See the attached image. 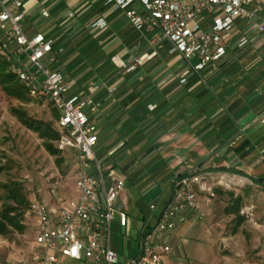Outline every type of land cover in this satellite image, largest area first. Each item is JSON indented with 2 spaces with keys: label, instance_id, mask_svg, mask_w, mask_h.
Instances as JSON below:
<instances>
[{
  "label": "crops",
  "instance_id": "obj_1",
  "mask_svg": "<svg viewBox=\"0 0 264 264\" xmlns=\"http://www.w3.org/2000/svg\"><path fill=\"white\" fill-rule=\"evenodd\" d=\"M19 11L27 35L44 34L59 50L56 68L69 95L98 105L89 121L97 137L94 155L107 184L123 182L114 209L127 219L121 227L115 214L117 237L111 238V222L102 244L119 264L137 254L144 235L172 248L163 264H223L213 234L191 215L167 233L156 224L172 200L171 180L189 172L230 174L251 183L261 178L264 186V33L258 30L264 0H253L251 15L237 18L222 37L226 54L217 66L200 72H193L194 60L188 64L169 54L167 43H150L156 32L137 31L106 0H21ZM205 17L204 32L212 24ZM100 20L104 25L94 26ZM241 37L249 40L242 49ZM151 52L154 59L128 70ZM204 244L219 255L217 262L207 260Z\"/></svg>",
  "mask_w": 264,
  "mask_h": 264
},
{
  "label": "built area",
  "instance_id": "obj_2",
  "mask_svg": "<svg viewBox=\"0 0 264 264\" xmlns=\"http://www.w3.org/2000/svg\"><path fill=\"white\" fill-rule=\"evenodd\" d=\"M252 3L253 0H106V5L123 12L137 31L156 32L150 43L165 42L169 54L182 56L188 64L194 60L193 72L217 66L226 54L220 44L222 37L232 30L237 18L251 15L248 7ZM20 8L21 0H0V53L8 58V71L23 84L28 97L49 104L57 113L55 147L72 156L75 191V196L67 200H35L29 204L26 215L33 224L35 242L31 264H88L89 260L94 264H119L117 254L102 241L110 236L115 214L118 225L125 226L126 216L114 209L124 184L121 180L107 184L94 155L97 137L89 121L98 105L90 97L69 95L65 78L56 68L59 50L44 34L24 32ZM204 15L212 21L206 32L201 27ZM43 16L47 17L45 13ZM103 25L100 20L94 26ZM258 30L264 33V19ZM248 44L246 37L238 40L240 49ZM155 57L156 52H151L144 59H135L128 70ZM171 187L172 200L157 220L159 233L173 230L190 215L195 223L203 221L200 195L206 200L214 197L207 177L197 171L173 178ZM50 193L55 196L54 190ZM240 213L245 219L251 216L249 209ZM171 253L170 246L144 235L137 254L127 264H163V257Z\"/></svg>",
  "mask_w": 264,
  "mask_h": 264
},
{
  "label": "rangeland",
  "instance_id": "obj_3",
  "mask_svg": "<svg viewBox=\"0 0 264 264\" xmlns=\"http://www.w3.org/2000/svg\"><path fill=\"white\" fill-rule=\"evenodd\" d=\"M19 107L30 118L50 123L55 128L53 113L45 103L30 101L20 104L7 98L0 89V186L19 185L29 204L35 200L44 203L55 199L67 200L74 194L70 152L61 153L63 161L58 165L55 158L43 149L37 135L21 126L12 115L10 109ZM198 173L207 177L214 197L206 200L204 195H200L210 214L195 224L202 223L210 230L214 238L211 244L228 264H264V188L230 174ZM51 189L55 192L54 197ZM229 194L242 199L239 215L244 221L239 226L235 225L234 216L225 211L232 204ZM245 209L251 213L247 219L240 213ZM26 211L21 219L23 232H12L6 238H0V264H31L34 228ZM111 231V238L117 237L114 222ZM204 246L210 254L207 260L217 262L219 255L214 256L209 245Z\"/></svg>",
  "mask_w": 264,
  "mask_h": 264
},
{
  "label": "trees",
  "instance_id": "obj_4",
  "mask_svg": "<svg viewBox=\"0 0 264 264\" xmlns=\"http://www.w3.org/2000/svg\"><path fill=\"white\" fill-rule=\"evenodd\" d=\"M8 65V58L0 53V89L9 99L15 100L20 104L29 103L32 100L28 97L25 87L18 81L16 76L8 71ZM46 105L49 106L53 113L55 125L57 113L49 104ZM10 111L21 126L37 135L42 141L43 149L55 158L56 163L58 165L61 164L63 161L61 152L54 145L58 139V133L54 126L50 123L30 118L25 110L20 107L11 108ZM253 184L264 188L263 179L261 178L253 180ZM215 192L217 194L220 193L217 190ZM228 196L232 204L225 211L227 214L234 216L235 225L239 226L244 221V218L239 215L242 199L234 197L233 194ZM28 206V200L19 185L4 184L0 186V238H6L12 232H23L24 227L21 224V219Z\"/></svg>",
  "mask_w": 264,
  "mask_h": 264
}]
</instances>
